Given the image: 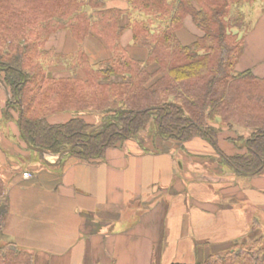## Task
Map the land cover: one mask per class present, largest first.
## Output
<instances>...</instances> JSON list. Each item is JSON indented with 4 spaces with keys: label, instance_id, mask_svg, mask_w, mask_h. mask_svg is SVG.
<instances>
[{
    "label": "trees",
    "instance_id": "trees-1",
    "mask_svg": "<svg viewBox=\"0 0 264 264\" xmlns=\"http://www.w3.org/2000/svg\"><path fill=\"white\" fill-rule=\"evenodd\" d=\"M260 1L0 0V77L22 139L29 148L95 163L109 148L139 141L152 124L163 139L215 148L227 128L246 151L223 154L226 160L238 173H262L264 77L236 68L249 29L245 9ZM188 16L203 33L184 40ZM127 29L133 40L124 46ZM61 31L75 46L48 48ZM88 40L105 51L101 59L92 58ZM63 111L78 114L50 122ZM92 111L102 113L100 127L82 116ZM6 189L0 174V264H36V252L3 237ZM239 242L200 247L194 263L171 264H264V233Z\"/></svg>",
    "mask_w": 264,
    "mask_h": 264
},
{
    "label": "crops",
    "instance_id": "crops-1",
    "mask_svg": "<svg viewBox=\"0 0 264 264\" xmlns=\"http://www.w3.org/2000/svg\"><path fill=\"white\" fill-rule=\"evenodd\" d=\"M260 7L236 68L264 77V0ZM188 19L184 40L201 35ZM127 30L124 46L133 40ZM85 45L93 59L105 55L91 40ZM47 46L61 52L75 45L61 31ZM10 99L0 77V174L9 199L3 237L36 252V264L194 263L200 247L234 242L263 224L264 171L238 173L224 156L246 151L229 139L234 130L223 128L219 149L150 135L109 148L100 162L50 153L46 161L12 139L21 133Z\"/></svg>",
    "mask_w": 264,
    "mask_h": 264
},
{
    "label": "rangeland",
    "instance_id": "rangeland-1",
    "mask_svg": "<svg viewBox=\"0 0 264 264\" xmlns=\"http://www.w3.org/2000/svg\"><path fill=\"white\" fill-rule=\"evenodd\" d=\"M245 11H246V15H247V21H248V27H249L248 33H249L251 31V29H253L254 25L256 24V21H257L258 17L260 16V14L262 12L261 7H260V2H258L257 4H254V5L247 6ZM188 25L192 29L193 32L198 33V34H202L203 33L201 29H199L198 27H196L194 25V23L192 22L191 19H188ZM127 31H129V30H127ZM77 114H78L77 112L63 111V112H60V113L52 115L49 119L53 123H61V122H66V121L70 120L71 118H73ZM82 116L84 118H86L89 122L99 124L98 127L101 126V121H102V113L101 112H96V111L84 112L82 114ZM240 129H241L240 130L241 134H245V135L248 134L249 135V131H247L245 129H242V128H240ZM150 135H151V137H153V139H155L156 137L161 138L157 134V127L154 124H152L150 127H148L147 130L143 131L142 135L140 136V138L138 140L144 139V140L148 141ZM234 135L235 136L237 135L236 132H234ZM20 137L21 136H19V135H18V137L13 136L12 139L15 142L18 139L20 141H22L23 139L20 138ZM22 142L24 143V145H23L24 149H22L24 154H25V151H28V152H30V155H36V152H34V151L30 150V149H26V146H25L26 144H25L24 140ZM236 145H239V142H237ZM19 156H21V155H19ZM256 213L257 212L255 210L250 213V214H252L251 216L253 217V220H254V216L255 215L256 216L259 215V213H257V214ZM263 219H264V217H263ZM262 233H264V220H263V224H260V222H259V224L254 225L253 226V231L251 233H248V234L246 233L245 236L243 238L239 239L238 241H240L239 243H242V242L245 243L244 241H246V243H250L256 236H258V235H260ZM227 244H229V243H227ZM227 244H225V245H227ZM212 246L213 247H218V248L221 246L220 249L223 248L222 245H217V244H213Z\"/></svg>",
    "mask_w": 264,
    "mask_h": 264
},
{
    "label": "water",
    "instance_id": "water-1",
    "mask_svg": "<svg viewBox=\"0 0 264 264\" xmlns=\"http://www.w3.org/2000/svg\"><path fill=\"white\" fill-rule=\"evenodd\" d=\"M31 149H33L34 151H36V152H38L39 153V155H40V157L41 158H44L45 160H46V155H47V153L48 152H46V151H44L43 149H41V148H37V147H31ZM68 151H65V152H63V153H61V154H59V160L60 159H62V156L64 155V154H66ZM47 161V160H46Z\"/></svg>",
    "mask_w": 264,
    "mask_h": 264
},
{
    "label": "built area",
    "instance_id": "built-area-1",
    "mask_svg": "<svg viewBox=\"0 0 264 264\" xmlns=\"http://www.w3.org/2000/svg\"><path fill=\"white\" fill-rule=\"evenodd\" d=\"M26 177L30 176V174H25Z\"/></svg>",
    "mask_w": 264,
    "mask_h": 264
}]
</instances>
